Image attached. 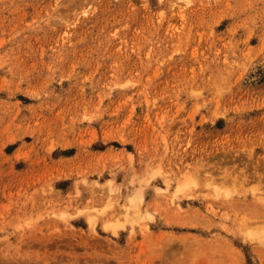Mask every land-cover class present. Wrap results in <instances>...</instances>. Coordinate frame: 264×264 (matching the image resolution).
Returning <instances> with one entry per match:
<instances>
[{"label":"rangeland","instance_id":"rangeland-1","mask_svg":"<svg viewBox=\"0 0 264 264\" xmlns=\"http://www.w3.org/2000/svg\"><path fill=\"white\" fill-rule=\"evenodd\" d=\"M0 264H264V0H0Z\"/></svg>","mask_w":264,"mask_h":264},{"label":"bare ground","instance_id":"bare-ground-1","mask_svg":"<svg viewBox=\"0 0 264 264\" xmlns=\"http://www.w3.org/2000/svg\"><path fill=\"white\" fill-rule=\"evenodd\" d=\"M211 180V179H210ZM179 188H181V187H179ZM136 195V194H135ZM137 199L139 200V201H141L142 199H143V197H142V195H141V193L139 192V194L137 193ZM137 201V200H136ZM186 219H188V218H186ZM247 233V235H251V234H248V232H246ZM246 233L244 234L245 236H246ZM259 250L261 251L262 249L261 248H259Z\"/></svg>","mask_w":264,"mask_h":264}]
</instances>
